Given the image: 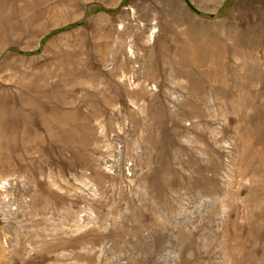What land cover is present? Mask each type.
Instances as JSON below:
<instances>
[{
	"label": "rangeland",
	"instance_id": "obj_1",
	"mask_svg": "<svg viewBox=\"0 0 264 264\" xmlns=\"http://www.w3.org/2000/svg\"><path fill=\"white\" fill-rule=\"evenodd\" d=\"M0 264H264V0H0Z\"/></svg>",
	"mask_w": 264,
	"mask_h": 264
}]
</instances>
